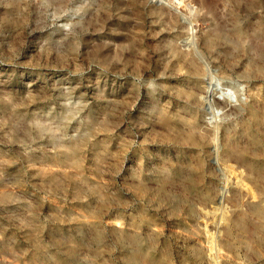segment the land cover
I'll list each match as a JSON object with an SVG mask.
<instances>
[{"label":"rangeland","instance_id":"374dc122","mask_svg":"<svg viewBox=\"0 0 264 264\" xmlns=\"http://www.w3.org/2000/svg\"><path fill=\"white\" fill-rule=\"evenodd\" d=\"M0 264H264V0H0Z\"/></svg>","mask_w":264,"mask_h":264},{"label":"bare ground","instance_id":"6f19581e","mask_svg":"<svg viewBox=\"0 0 264 264\" xmlns=\"http://www.w3.org/2000/svg\"><path fill=\"white\" fill-rule=\"evenodd\" d=\"M59 1V0H58ZM237 32V35H238V37L240 36L241 37V34H242V31H240V30H237L236 31ZM220 34V37H225V34L224 33H219ZM234 34V33H233ZM236 36V35H235ZM210 41H206V42H204V45L205 46H207V47H209L210 46ZM188 65H190V67H191V70H190V74H192V73H194V71H195V67H194V65H193V62H192V60L190 61L189 60V62H188ZM193 75H195V74H193ZM192 79H194V80H196V78H192ZM190 95V94H189ZM191 96V95H190ZM162 120H163V122H164V124H166V125H169L170 123H169V120H168V118H166V117H162ZM190 136V135H189ZM186 137H188V136H186ZM252 144L255 146V147H257V146H259V144H260V139L258 138V137H253V139H252ZM249 169H251V165H249ZM257 171H259L260 169H256Z\"/></svg>","mask_w":264,"mask_h":264}]
</instances>
